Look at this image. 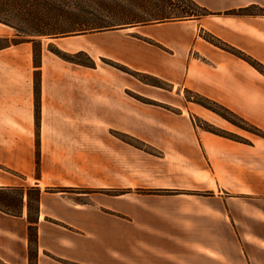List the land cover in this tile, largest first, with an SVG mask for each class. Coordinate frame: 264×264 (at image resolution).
I'll return each mask as SVG.
<instances>
[{
  "label": "crops",
  "instance_id": "0c3cea01",
  "mask_svg": "<svg viewBox=\"0 0 264 264\" xmlns=\"http://www.w3.org/2000/svg\"><path fill=\"white\" fill-rule=\"evenodd\" d=\"M193 1L213 14L52 41L64 51L88 52L94 61L107 58L164 80L264 132V74L205 38L264 67V15L230 14L264 8V0ZM32 44L0 51V190L39 187L42 193L30 210L34 224L26 194L21 216L0 210V264H264L263 137L201 105L186 106V99L182 108L167 107L181 94L149 90L147 102L137 100L128 94L132 76L98 63L95 69L75 65L43 48L38 70ZM197 119L242 141L208 132ZM119 134L160 153L164 170L157 181L164 185L135 186V147ZM135 187L176 194L134 195ZM166 227H209L207 237L215 233L218 239L182 241V229L177 240ZM212 227L222 228V238ZM199 247L238 252L230 261L192 250Z\"/></svg>",
  "mask_w": 264,
  "mask_h": 264
},
{
  "label": "trees",
  "instance_id": "16d2710c",
  "mask_svg": "<svg viewBox=\"0 0 264 264\" xmlns=\"http://www.w3.org/2000/svg\"><path fill=\"white\" fill-rule=\"evenodd\" d=\"M109 1L110 0H106ZM132 5V9H114L111 6L103 10L106 13L105 18L100 16V12L96 11L95 6L100 3L99 0H0V24L9 26L17 32H19L24 39L21 41H11L8 37H0V51L7 49L11 46H17L25 42H31L34 45V65L39 70L41 67V41L42 37L49 39H57L61 36H80L91 33L103 32L115 30V27H121L120 29L128 27H136L143 25L159 24L165 22L185 21L190 19H200L205 16L212 15L210 11L204 7L198 5L193 0H125ZM102 4V3H101ZM137 9L144 10L142 16H137ZM128 10V11H127ZM127 12L126 14L124 12ZM125 14V15H124ZM232 15H264V8L260 7H248L239 11L231 12ZM126 16L130 23H122L112 25L111 20L119 17ZM20 17L19 24L12 21V18ZM66 21V26H65ZM66 27V28H65ZM117 30V29H116ZM205 38L216 46L227 50L238 57L247 60L255 68L264 74V67L252 59L246 57L243 53L221 43L211 35H206ZM36 44L39 45L37 48ZM53 54L61 58L62 60L95 69L97 67L96 62L87 55L86 52L80 51L75 54H68L61 52L60 50H50ZM81 55H85L88 58L87 62L79 60ZM109 64L134 77H145L147 75L131 70L130 68L121 65L119 63L110 61ZM156 81H160L158 78H154ZM142 80V79H141ZM144 81V80H143ZM155 87H160L152 84ZM197 101L199 105L219 115L234 126L245 130L251 134L264 138V132L260 129L250 125L243 119L237 117L227 108L212 102L205 98H199ZM204 130L213 134L231 138L237 141H242L240 138H235L217 130L216 128L205 124V126H199ZM40 168V153L37 152V169ZM40 178V175L38 176ZM21 192L20 196V212L12 213L0 208L1 211L12 216H21V210L24 203L25 194L27 195V204L29 208L28 221L30 224H34L36 219L32 218L30 210L34 209L33 199L31 198V192H36L37 205L40 201L42 190L39 187L34 188H16ZM7 190H0L5 192ZM56 192H65L62 189H58ZM0 202L8 205L9 198H1ZM8 208V207H6ZM30 240L36 238L34 227H30Z\"/></svg>",
  "mask_w": 264,
  "mask_h": 264
},
{
  "label": "rangeland",
  "instance_id": "374dc122",
  "mask_svg": "<svg viewBox=\"0 0 264 264\" xmlns=\"http://www.w3.org/2000/svg\"><path fill=\"white\" fill-rule=\"evenodd\" d=\"M99 1H100V3H98L94 9L96 11L100 12L99 14L102 18H105V16H106V13H104L103 10L104 9L107 10V8L110 6L114 9H117V10L122 9V8H124L125 10L126 9H128V10L132 9V5L128 2H126L125 0H110V2L106 1V0H99ZM136 11H137L138 17L142 16V13L144 12V10H139V9H137ZM124 13L126 14L127 12H124ZM20 20H21L20 17L12 18V21L16 24L21 23ZM110 22L112 23V25H117V24H122V23H130L131 21H129V19L126 16H122V17H119L117 19L111 20ZM66 25L67 24L65 21V26ZM2 28L5 29L4 37H8L11 41H21L24 39V37L19 32H17V30H15L9 26L2 27ZM120 28L121 27H119V25H118V27H115V30L120 29ZM91 34H95V33H91ZM91 34H87V35H91ZM67 37H75V35L71 34L70 36H65V37L61 36L60 38H57V39H63V38H67ZM40 41H41V48L42 49L45 48L50 53H52L50 51L51 49H53V50L57 49V50H60L61 52L68 53V54L77 53V52L71 53V52L64 51L61 48H59L57 46V44H54V43H61L60 41H52V39H49L47 37H42L40 39ZM36 46H37V48H39L38 44H36ZM32 47H34L33 44H32ZM10 52H12V51H10ZM86 53L88 56H90L93 59V56L90 53H88V52H86ZM53 55H55V54H53ZM12 57H13L12 55H9L7 59L11 61ZM94 58H96L95 61L99 65H102L104 67L114 68L109 64V62L112 60H109L107 58H101V59H98L97 57H94ZM79 60L87 62L88 58L85 55H81L79 57ZM5 62H7V61H2V63H5ZM114 69H116V68H114ZM132 77L134 80V90L128 91V94L133 95L137 100L147 102V100L143 99V97H144L143 95L147 94L144 91H149V90L155 92V94H158V95H172L174 97H177V95L181 94L182 100L177 99L174 103H170L169 105H167V107L174 109V110L178 109L179 107L182 108L184 106V99H186V101H187V102H185L186 106H189L188 105L189 102L196 103L197 101L200 100L198 97H193L188 92L180 93L179 90L174 91L173 87L170 84H168L167 82H165L164 80H161L159 78L158 79L160 81H156L154 79L156 77H152V76H148V75L145 77L143 76V77H138V78L134 77V76H132ZM34 80H35L36 93L39 94V83H40L39 72H36V74L34 76ZM152 84L160 86V87H155ZM196 104H198V103H196ZM196 124L198 126H205V124H207V123L197 119ZM217 130H219V129H217ZM219 131H221V130H219ZM221 132H223V131H221ZM225 133L229 134L230 136H233L235 138H241V137L234 135L232 133H228V132H225ZM116 136L119 138H122L124 141H127L128 143L133 144L135 147V163H134L135 186L137 185V183H139L140 186H146V187H157L160 185H164V183H160L157 181L159 175H161L163 170H164L163 161L160 160V157H161L160 153H157L155 150L150 149L145 144L136 140L135 138L122 136L120 134L116 135ZM141 150H143L147 153H142V152H140ZM37 152L40 153L39 145L37 148ZM37 152H36V155H37ZM40 158H41V153H40ZM3 169H4V167L2 165H0V170H3ZM39 175H40V168L39 169L36 168L35 176L38 178ZM19 177H22V176H19ZM132 191H133L134 195H139V194H144V193H154L155 195H161V196H173L176 194L175 190H169V189L151 190V189H143V188L135 187V189ZM132 191H130V192H132ZM90 192H92V190H90V189H70V190L65 189V193H69V194H84V193H90ZM105 193L108 195H111V196H116V195L122 194L121 191H109V192H105ZM20 196H21V192L17 191L16 188L9 189L5 192H0V199L1 198L3 199L5 197L9 198L8 205H5L4 203L0 202V208H3L4 210L10 211L12 213L20 212V209H21L20 208ZM72 197H77V196L73 195ZM31 198L34 201L33 206L36 207L37 206L36 192H31ZM6 207H8V208H6ZM32 218L35 219V216L33 215ZM155 228H157V227H155ZM162 228H164V227H162ZM212 228L215 229L217 236L219 238H222V228L221 227H212ZM166 229H170L172 231V233L166 232L167 235L173 236V238H175L177 240L180 238V240H182V241L183 240H185V241L186 240H195V241L196 240H206L209 237V235L207 237V232H208L209 227H166ZM182 229L185 231H181L180 234L178 235L177 232H179ZM175 235H178L179 238L176 237ZM209 238L210 239H212V238L218 239L216 237L215 233L213 234L212 237L210 235ZM166 244H167V242L165 243V245ZM166 249L173 251L174 248L173 247H166ZM141 250H143V249H141ZM192 250L197 251V253H200V254L209 253L210 255L224 256L227 259L229 258L230 261L234 260L231 257L236 256L235 254H237V252H238V249L236 247L214 248V249L213 248L205 249V248L199 247V248H195ZM209 250L213 251L214 253H211Z\"/></svg>",
  "mask_w": 264,
  "mask_h": 264
}]
</instances>
